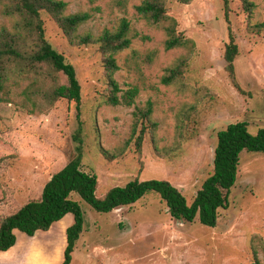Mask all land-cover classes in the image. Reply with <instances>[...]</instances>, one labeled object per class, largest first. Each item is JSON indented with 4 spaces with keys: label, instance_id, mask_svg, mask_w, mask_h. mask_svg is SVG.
Masks as SVG:
<instances>
[{
    "label": "rangeland",
    "instance_id": "rangeland-1",
    "mask_svg": "<svg viewBox=\"0 0 264 264\" xmlns=\"http://www.w3.org/2000/svg\"><path fill=\"white\" fill-rule=\"evenodd\" d=\"M63 1L67 14L90 13L80 32L94 38L117 28L123 18L131 22L133 41L117 56L116 78L123 90L136 86L139 95L131 107L109 104L99 43L70 44L43 11L46 38L76 68L82 86L80 117L74 101L49 105L43 93L52 86L50 80L30 91L29 80H11L6 92L0 91V198L18 205L38 201L52 175L76 156L75 136L82 127V169L97 176L98 196L132 180L161 178L192 203L213 173L218 133L236 122L248 123L252 133L264 128V32L250 28L264 21V0H250L256 4L252 15L241 0H229V21L222 0H168L169 15L178 32L194 41L193 49H167L169 22L151 24L141 17L135 7L144 0ZM4 24L10 22L0 8ZM230 29L239 47L238 87L226 70ZM185 58L183 77L163 82ZM57 76L66 82L62 73ZM148 101L157 125L149 127L138 148L141 125L133 135L134 112ZM72 198L81 204L85 223L71 264H264V153L241 154L229 206L219 210L214 228L173 218L156 193L110 213H98L77 193ZM51 236L39 233L26 241L20 236L1 257L10 264H58L65 232L48 250Z\"/></svg>",
    "mask_w": 264,
    "mask_h": 264
},
{
    "label": "trees",
    "instance_id": "trees-1",
    "mask_svg": "<svg viewBox=\"0 0 264 264\" xmlns=\"http://www.w3.org/2000/svg\"><path fill=\"white\" fill-rule=\"evenodd\" d=\"M176 1L188 4L192 0ZM222 1L225 18L229 21V0ZM241 1L243 8L252 15L256 4L250 0ZM167 3L168 0H144L135 9L151 24L169 22L166 26L167 49L188 45L193 49L194 41L178 32L177 21L169 15ZM0 8L2 16L10 22L9 25L0 26V91L6 92L11 80H29V91L36 86L39 87L42 81L50 80L52 86L43 93L49 105H53L59 99L74 101L80 117L82 86L74 65L68 62L65 55L59 52L45 36L44 21L41 16L45 11L61 28L70 44L76 46L99 43L109 87L107 102L114 106L131 107L135 104L139 89L134 86L123 90L116 78V73L120 69L117 56L131 46L134 37L131 22L127 18H123L117 28L105 29L100 36L94 38L90 33L80 32V27L90 18V13L67 14V3L63 0H0ZM250 28L255 32H264V21L251 24ZM229 36L230 41L225 51L226 70L238 87L235 59L239 47L231 29ZM187 62L188 58H185L175 68L170 69L163 82L171 84L183 77ZM59 73L66 77V82H59L57 76ZM2 99L4 98L0 97V100ZM152 104L148 101L146 107H136L134 112L133 135H136L141 125L136 139L138 148H141L149 127L157 125L152 121ZM81 131L82 127L75 136L78 142L76 156L52 175L38 201L33 200L18 205L14 200L9 203L4 197L0 198V251H8L16 245V230L33 237L38 231H49L55 222L71 213L74 222L66 229L67 244L63 261L60 263L71 264L85 223L83 208L72 198L73 193H77L98 213H110L119 207L133 205L149 193H156L166 203L173 218L188 223L198 221L203 226L214 228L218 224L219 210L227 209L229 206V196L238 179L241 154L245 151L264 153V128L252 133L248 123H232L218 133L213 173L204 181L192 203L189 204L184 194L170 181L161 178L132 180L124 186L111 188L103 196H98L97 176L82 169L84 150Z\"/></svg>",
    "mask_w": 264,
    "mask_h": 264
},
{
    "label": "crops",
    "instance_id": "crops-1",
    "mask_svg": "<svg viewBox=\"0 0 264 264\" xmlns=\"http://www.w3.org/2000/svg\"><path fill=\"white\" fill-rule=\"evenodd\" d=\"M65 220V225H67V227H65L64 228V226L61 228L60 227V223H61V221H64ZM74 217H73V215L71 214V213H69V214H67L64 218H62L60 221H58V222H55L53 225H52V227H51V229L49 230V231H38L37 232V234H39V233H46V232H50V233H52V236H51V239H50V241H48V243H47V248H48V250H49V247H50V245L54 242V239L56 238V236H57V234L58 233H60L61 231H63V232H65V234H66V229L70 226V225H72L73 224V222H74ZM55 225H57V227L53 230V227L55 226ZM62 225V224H61ZM16 235H17V243L16 244H18V242H19V237L21 236V238H23L25 241H26V239H27V236H26V234L25 233H23V232H21V231H19V230H16ZM20 235V236H19ZM66 244H67V240L65 239V244H63V249H65V247H66ZM48 250L46 251V253H48ZM5 252H7V251H0V264H10V263H8V262H6L5 261V259L3 258L4 256L3 255H5V254H1V253H5ZM50 253V252H49ZM1 256H3V257H1ZM58 262V261H57ZM61 263V261L60 262H58V264H60ZM52 264V263H51Z\"/></svg>",
    "mask_w": 264,
    "mask_h": 264
}]
</instances>
